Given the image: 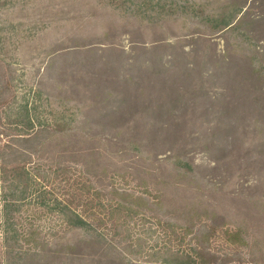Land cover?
<instances>
[{
    "label": "rangeland",
    "instance_id": "obj_1",
    "mask_svg": "<svg viewBox=\"0 0 264 264\" xmlns=\"http://www.w3.org/2000/svg\"><path fill=\"white\" fill-rule=\"evenodd\" d=\"M220 22L237 29L218 32ZM0 39L4 108L27 102L44 124L74 108L82 146L99 148L111 175L126 173V179L103 177L101 183L91 176L95 192L110 186L147 190L148 201L163 195L161 211L153 210L175 224L171 249L189 250L195 236L186 228L194 226L202 246L221 260L264 264V73L256 69L264 65V0H0ZM12 120L0 106V151L16 140L6 135L15 128ZM37 140L52 147L63 141ZM133 145L139 151L120 152ZM49 152L41 164L71 166L74 181L86 173L83 153ZM52 188L62 197L58 182ZM144 203H133L134 211H148ZM3 209L0 182V264H8ZM45 213L32 203L17 214L19 238L36 230L43 244L61 233L64 243L79 240L55 213ZM140 220L129 232L100 229L111 253L83 247L74 263L61 256L52 264H97L93 254L116 257L115 251L145 263L166 239L163 233L158 242L159 235L145 237L139 253ZM202 225L207 229L198 232ZM238 228L248 236L234 243L226 231Z\"/></svg>",
    "mask_w": 264,
    "mask_h": 264
},
{
    "label": "trees",
    "instance_id": "obj_2",
    "mask_svg": "<svg viewBox=\"0 0 264 264\" xmlns=\"http://www.w3.org/2000/svg\"><path fill=\"white\" fill-rule=\"evenodd\" d=\"M198 13H202V11L199 10ZM196 17L198 16H194V18ZM214 22L215 18L213 20L211 18L210 23ZM231 25L232 22H226L225 24L220 22L216 26L217 31L219 32L224 29L233 31L237 29L236 27H231ZM1 43L0 39V45ZM4 61L5 54L0 49V64ZM256 69L260 71L259 75L263 76L264 65L260 64ZM256 69L254 71L258 74ZM6 89L0 84V106L5 113L9 114L10 119H13L11 125L15 128L9 130V133L4 134L16 139L13 142V146L8 144L0 151V182L3 190L6 235L4 237V248L8 264H15L17 261L13 257L17 256L23 260L28 257L34 262L37 261V264H52L54 260H60L61 256H64L62 259L65 260L66 257L67 260L74 263L78 260L74 259L76 255L81 256L77 252L82 251L83 247H88L91 250L99 249L102 251L101 253H111L110 250L113 246L108 243V240L100 229L104 227L105 230H109L110 227L112 230L122 231L123 228L127 227V232H129V227L139 222L140 219L143 226L142 233L137 238L139 253H142L143 242H146L145 237L148 240H153L154 238L156 240L159 235L156 240L158 242L161 233H163L166 239L164 246L154 248L150 253V260H146L145 263H138V260L130 259L115 251L114 256L116 257H102L101 253L97 256L93 254L96 257L97 264L231 263L227 259L221 260L219 255L213 253L208 246H202L194 233V226L186 228L188 232L187 236L190 237L193 234L195 236L193 240H190L191 246L189 250L178 249L176 251L171 249L173 243L178 239L177 231L174 227L175 224L168 216H156L153 210L158 209L161 211L162 206L165 204L163 195H158L157 198H153L155 200L148 201L149 199L146 195L149 192L147 190L139 193L135 190L129 191L122 188L114 189V187L105 186L104 188L97 189L95 192L96 182L93 184L90 181L91 176L94 179L98 177L101 183L103 177L106 179H126V173L112 170L114 173L111 175L108 168L101 165L102 157L104 156L101 154V150L96 146H82L83 144L78 140L77 129L74 126L77 113L76 111L70 113L73 112L74 108L71 110H61L53 123L44 124L38 117H36V120L33 118V114L35 116L39 114L38 109L36 107H28L29 104L27 102L17 107H13L14 102H12L7 109L4 108L2 101L4 100ZM39 99L41 100V98ZM43 103L48 104L50 102L48 99H45ZM40 136L43 138V141L48 143L55 138H61L63 141L61 144L54 145L53 147L46 143H43V146H37V138ZM89 141L92 142L93 138ZM54 148L58 149L63 156L80 157L79 155L83 153V157L89 159L88 161L85 160V163L82 165L86 167V173L81 174L77 177V181H74L73 177L75 174L71 166L60 164L55 169L48 166V164H41L42 156L45 153H50L49 151ZM119 149H122L121 153L131 150L139 151V147L134 145L125 148L119 147ZM32 159H36V161L33 162ZM73 164L76 165L75 163ZM190 171H186V173ZM56 182L59 183L62 189V197L56 195L52 188ZM97 202V207H95ZM137 202H146L142 207L149 205V209L147 206L145 207L148 211L142 209L139 212H135L134 208L136 206L133 203ZM32 203L34 209L46 211L44 216L55 213L67 230V234L74 233L75 236L80 237L79 240L75 242L70 239L64 243L63 241L66 240V235L64 236V234L66 233H61L60 237L55 234L52 241L46 240V244H43L42 241L45 240L36 230L31 231L28 236L21 233L23 240L20 239L19 231L15 227L17 222L16 216L23 213V210L27 206H31ZM91 204H94V207H90ZM149 211L153 212V216H147ZM149 219H152L153 222L149 221ZM95 222H98L96 223L97 225ZM160 227L163 228V232L159 231L158 228ZM201 227V229H197L198 232H203V230L207 229L205 225ZM226 235L230 240H234L235 243L237 239L242 240L241 236L247 237L248 233L243 228H238L235 232L226 231ZM182 239L184 241L186 237ZM20 240H22L23 246H18ZM204 241H206L205 236ZM32 244H35L34 247H30L27 251L24 249V245L30 246ZM93 255L90 254V256ZM78 264H87V262L80 260Z\"/></svg>",
    "mask_w": 264,
    "mask_h": 264
}]
</instances>
